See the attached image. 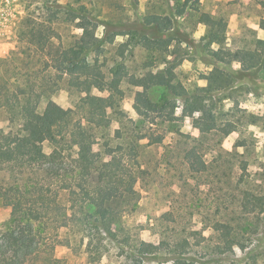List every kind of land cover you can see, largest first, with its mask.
Here are the masks:
<instances>
[{"label": "trees", "instance_id": "obj_1", "mask_svg": "<svg viewBox=\"0 0 264 264\" xmlns=\"http://www.w3.org/2000/svg\"><path fill=\"white\" fill-rule=\"evenodd\" d=\"M173 1L172 15L149 12L142 18L144 32L122 33L128 36L131 55L139 47L149 55L140 73L131 74L126 49L111 51L121 33L105 29L98 36L85 4L25 0L16 50L10 60L0 61V121L4 117L7 122L0 126V206L11 209L0 228V264H69L58 256L59 246L81 255L87 264H144L149 259L158 264H220L216 255L244 251L252 243L251 220L264 221V192L249 181L248 163L238 164V153L223 148L237 128L226 129L218 121L216 94L231 88L234 76L213 71L202 77L207 85L190 90L177 80L176 64L162 59L175 42L168 34L174 18L203 24L210 56L226 65L238 62L244 73L255 70L264 76V48L225 49L224 13L204 12L202 0ZM261 5L264 9V0ZM125 83L142 89L134 105L139 121L123 107ZM153 87L163 88L157 101L147 94ZM63 90L76 96L70 108L54 101ZM180 104L185 117L199 113V137L177 129L171 131L173 141L164 145V136L145 131L147 122L172 123ZM251 118L249 124H256ZM156 146L163 148L162 155L152 152L147 161L148 149ZM209 150L217 153L210 163L205 160ZM236 166L242 171L237 181ZM160 171L170 179L168 187L179 189L164 196L169 209L151 217L155 225L160 223L162 237L154 244L142 240L136 231L141 226L129 225L125 218L141 211L144 198L157 196ZM192 182L200 195L205 193L202 187L212 191L207 190L206 200L184 193ZM196 214L202 216L203 232L211 228L218 235L210 254L209 244L201 247L206 252L194 254L190 237H180H199L202 231L176 226L182 216Z\"/></svg>", "mask_w": 264, "mask_h": 264}, {"label": "rangeland", "instance_id": "obj_2", "mask_svg": "<svg viewBox=\"0 0 264 264\" xmlns=\"http://www.w3.org/2000/svg\"><path fill=\"white\" fill-rule=\"evenodd\" d=\"M63 3H81L85 4L92 17L98 25V36H103L106 31H117L121 33L115 39L114 46L111 51L114 53L116 48L123 47L128 53L126 63L131 74L140 73L143 62L148 59L149 55L142 48H135L131 55L128 48V36L123 35L130 30H138L144 32L142 18L149 12H157L162 14H170L174 12L175 2L173 0H160L151 2L150 0H61ZM6 8L4 10L5 20L0 24V61L11 59L16 46L13 49V12L18 13V10L25 11V0H4ZM156 2V3H155ZM202 10L204 12L218 14L224 13L228 18L227 40L224 46L225 49L236 52L238 50H255L264 48V9L261 5V0H202ZM7 11V13H6ZM18 21L14 26V35L17 36L18 28L21 21ZM106 27V28H105ZM72 33L79 31L72 29ZM149 33V31H148ZM202 33V34H200ZM174 39V45L171 48V54L162 59V63H175L177 80L185 87L192 90L195 86H205L207 81L202 77L209 75L215 71H226L234 76V84L228 90L216 94L219 102V124L226 129L232 127L237 128L223 142V148L229 152H237L239 161L248 163L249 181L257 188H261L264 192V76L262 73L252 70V73H244V69L238 62H233L231 65L218 62L212 58L205 49L207 42L205 38L206 27L203 24H198L195 18L184 20L174 18L173 29L168 33ZM119 38V39H118ZM17 45V44H16ZM217 49V46H213ZM9 68L12 67L11 62L5 63ZM159 67L163 65L157 64ZM239 65V67H237ZM156 69V68H154ZM125 98L123 107L127 111L130 118L135 121L141 120L137 114L134 105L136 93L142 91L140 88L132 87L130 84H123ZM97 95H103L98 91L94 92ZM163 93L162 87H153L148 90L147 94L151 100L157 101ZM76 100V96H71L69 92L60 91L54 101L63 108H70ZM176 112V118L170 124L151 125L149 122L145 124V131H154L155 135L161 134L165 137L163 144H169L173 141L175 134L171 131L179 129L182 133L199 137L198 121L200 115L193 117H185L182 112V104L179 105ZM179 112V114H177ZM257 121L256 124H249L252 121L251 117ZM7 122L4 117H1L0 126L6 127ZM114 123L113 128H117ZM148 143L149 141L146 140ZM243 143V147L235 148L236 144ZM146 153V160L150 161L153 158V153L162 155L163 148L156 146L150 147ZM45 151L49 152V144H45ZM153 152V153H152ZM217 153L214 151L207 152L205 160L211 162ZM226 159V158H225ZM224 169V168H223ZM223 172V171H222ZM229 172V171H227ZM164 171H160V175L156 176V181L159 186L157 196L150 195L143 200V207L139 213L128 216L125 221L132 226H141L137 228L139 237L150 243L159 244L162 240L161 235L157 232L160 227L155 225V221L151 217H159L169 209V202L164 200V196L170 191H178V186L168 187L170 179L164 175ZM233 174L235 181L239 180L242 171L238 166L235 167ZM1 178V174H0ZM246 179V178H245ZM155 181V180H154ZM192 182L191 187L184 188V193L191 195L194 198L199 197V190L196 189ZM221 187H227L221 183ZM247 187V186H246ZM249 188V184H248ZM140 185L137 186V190ZM204 194L200 195L202 199L209 196L208 187H202ZM209 192H208V191ZM227 191V190H225ZM211 194V193H210ZM147 195V193H144ZM209 201V199L207 200ZM184 202H186L184 200ZM182 203V201H178ZM208 205H210L208 203ZM216 205L213 206V211L216 210ZM201 211H204L201 208ZM11 209L0 206V228L9 220ZM192 216L184 215L179 219L178 224L170 223V227L180 226L187 227L192 231H202L203 225L202 216L196 214ZM254 222L255 232L251 234L252 243L246 250L235 249L233 252L220 257V264H264V221ZM154 223V224H153ZM154 225V227L152 226ZM208 225H212L208 222ZM189 230V231H190ZM191 234H182L180 237H190L192 241V251L194 254L204 253L207 250H202V246L209 244V254L214 248V243L217 240L215 232L211 228L202 231L199 237L190 236ZM249 235H246L248 237ZM206 238L210 241H205ZM59 257L68 259L69 264H87L84 257L73 253L64 246L57 248ZM214 254L212 253L211 256ZM214 258V257H213ZM144 264H158L155 260L149 259ZM168 264V263H164Z\"/></svg>", "mask_w": 264, "mask_h": 264}, {"label": "crops", "instance_id": "obj_3", "mask_svg": "<svg viewBox=\"0 0 264 264\" xmlns=\"http://www.w3.org/2000/svg\"><path fill=\"white\" fill-rule=\"evenodd\" d=\"M23 16H24V10L21 11L18 10V13L13 12V49L17 44V36L14 35V26L18 21L22 20Z\"/></svg>", "mask_w": 264, "mask_h": 264}, {"label": "built area", "instance_id": "obj_4", "mask_svg": "<svg viewBox=\"0 0 264 264\" xmlns=\"http://www.w3.org/2000/svg\"><path fill=\"white\" fill-rule=\"evenodd\" d=\"M5 8H6V5H5L4 0H0V24L2 22H4V20H5V15H4ZM6 13H7V11H6Z\"/></svg>", "mask_w": 264, "mask_h": 264}, {"label": "clouds", "instance_id": "obj_5", "mask_svg": "<svg viewBox=\"0 0 264 264\" xmlns=\"http://www.w3.org/2000/svg\"><path fill=\"white\" fill-rule=\"evenodd\" d=\"M200 34H202V33H200ZM118 39H119V38H118ZM214 47H215V46H214ZM237 67H239V65H237ZM177 114H179V112H178ZM196 115L199 116V113H197Z\"/></svg>", "mask_w": 264, "mask_h": 264}]
</instances>
